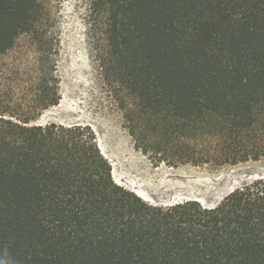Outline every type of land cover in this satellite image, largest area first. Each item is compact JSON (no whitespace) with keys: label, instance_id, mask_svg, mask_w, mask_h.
I'll list each match as a JSON object with an SVG mask.
<instances>
[{"label":"trees","instance_id":"16d2710c","mask_svg":"<svg viewBox=\"0 0 264 264\" xmlns=\"http://www.w3.org/2000/svg\"><path fill=\"white\" fill-rule=\"evenodd\" d=\"M94 64L157 165L264 158V0H88ZM49 0H0V264H264V178L217 206L117 185L59 103Z\"/></svg>","mask_w":264,"mask_h":264},{"label":"rangeland","instance_id":"374dc122","mask_svg":"<svg viewBox=\"0 0 264 264\" xmlns=\"http://www.w3.org/2000/svg\"><path fill=\"white\" fill-rule=\"evenodd\" d=\"M59 38V103L35 124L87 126L111 166L114 182L153 205L197 201L206 208L220 204L243 184L264 178V158L236 166L152 163L138 151L123 126L122 115L94 64L89 36L88 0H49Z\"/></svg>","mask_w":264,"mask_h":264}]
</instances>
